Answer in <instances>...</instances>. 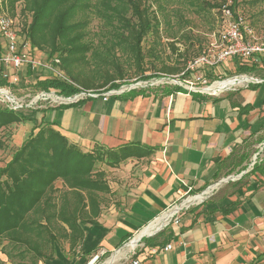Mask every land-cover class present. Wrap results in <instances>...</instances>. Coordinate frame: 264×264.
<instances>
[{
  "label": "crops",
  "instance_id": "obj_1",
  "mask_svg": "<svg viewBox=\"0 0 264 264\" xmlns=\"http://www.w3.org/2000/svg\"><path fill=\"white\" fill-rule=\"evenodd\" d=\"M25 72L17 71L18 83L20 75L33 86L49 78L45 72ZM258 73L261 80L264 75ZM176 87L181 91L163 93ZM119 94L64 108L40 104L30 114L34 121L24 123L31 130L43 118L82 152L129 145L142 153L116 167L98 166L109 193L102 196L95 224L105 233L92 252L103 248L108 255L126 235L131 238L180 205L179 225H168L153 240L156 246L140 241L133 259L139 264H251L264 253V100L256 105L258 88L238 86L212 95L176 85L145 88L133 99ZM207 189L203 200L181 205ZM164 238L170 239L160 245ZM168 244L169 251L152 253ZM75 253L80 264L90 256L82 248Z\"/></svg>",
  "mask_w": 264,
  "mask_h": 264
},
{
  "label": "trees",
  "instance_id": "obj_2",
  "mask_svg": "<svg viewBox=\"0 0 264 264\" xmlns=\"http://www.w3.org/2000/svg\"><path fill=\"white\" fill-rule=\"evenodd\" d=\"M19 1L22 12L31 16L27 28L22 30L24 39L36 52L45 54L46 59L58 58L59 68L61 66V71L76 85L47 78L36 81L34 86L44 92L54 90L65 98L81 91L105 93L120 90L125 84V73L118 62V52L142 74L138 82L152 79L151 75L144 76L141 44L147 36L158 34L161 22L158 15L166 24L169 23L166 4L177 3L197 11L205 8L220 10L226 5V0L221 3L218 0H0V12L11 9L13 16L15 4ZM238 3L239 0H230L225 7L235 16ZM153 5L155 11L152 10ZM92 16L101 24L98 31L100 40L96 43L83 41ZM45 47L49 50L47 53ZM89 61L94 63V72L90 76L74 72L78 64ZM258 61L256 59L251 65L241 64L237 68L239 74L257 73ZM261 62L264 61L261 59ZM25 69V73L31 76L32 72ZM182 72L183 67L178 65L163 67L158 73L174 77ZM1 86H9L2 77V67ZM259 86L260 83H254L248 88L256 90ZM143 89H130L118 97L133 99ZM180 89L176 87L163 93L170 95ZM70 105L73 103L59 107ZM38 111L36 108L12 110L0 105V131L12 125L33 122L30 114ZM53 125L42 118L13 151L10 159L0 166V242H6L0 253L10 264H47L58 256L65 258L63 242L68 244L69 252L81 249L85 240L83 225L97 224L102 196L109 193L105 172L98 166L116 167L126 159L142 154L138 153L137 146L129 145L116 149L98 147L92 153L82 152ZM58 181L62 183V189L55 188ZM166 227L154 238H142L141 241L145 245L156 246L158 243H153V240L161 237ZM129 236L126 235L124 240ZM169 239L164 238L160 245H165ZM122 244L120 242L116 247ZM95 252H87V255ZM263 259L264 253L259 254L251 264H259ZM0 264L6 262L0 259Z\"/></svg>",
  "mask_w": 264,
  "mask_h": 264
},
{
  "label": "rangeland",
  "instance_id": "obj_3",
  "mask_svg": "<svg viewBox=\"0 0 264 264\" xmlns=\"http://www.w3.org/2000/svg\"><path fill=\"white\" fill-rule=\"evenodd\" d=\"M221 1L222 0H218V3H221ZM229 4L230 0H226V5L221 7L220 10L205 8L202 11L193 10L177 3L166 4L167 13L169 14V23L166 24L160 15H158V18L161 21L158 34L147 36L141 44L144 54V76L151 75L153 78L149 81L138 82V79L142 74L136 69L133 63H129L126 57L118 52V62L122 65L125 73L123 81H125V84H127H124V86L121 87V90L128 91L134 88H156L178 85L171 80H176L177 82L181 83L180 86L185 87L183 81L191 80L195 82V76H199L201 72H204L203 78L204 81L207 82L208 86L214 85L216 82L229 80L230 78H239L240 76L247 77L249 80H246L242 82L241 85H236L235 87L254 84L258 79V72L261 71V76L264 75V69L262 68L264 67V62L260 63L261 59L264 61V0H239L238 6L234 10L235 16L231 14L228 18H226V20H228L235 17H240L242 20L241 28L244 41L248 42L250 46L254 48L261 49V51L253 52L251 57L248 59L235 57L224 67L217 66L212 68L203 65H193L195 60L201 57L209 48L213 51L217 50L216 47H214L215 45L213 46L212 43L218 42L217 37L223 28L225 20L223 16V10H227L225 6H228ZM21 5L22 3L20 1L15 4L13 16L11 15V9H9V11L3 9L0 14H5L14 19L16 18L19 28L24 30L31 21V16L30 14L22 12ZM152 10H156L154 5ZM100 27L101 24L98 19L93 16L90 17L89 23L85 29L86 35L83 41L96 43L98 40H100L98 37V31L100 30ZM45 50L46 53L49 51L47 47H45ZM36 53L38 56L40 55L39 57L42 58V60L46 59L45 54L42 52L37 50ZM88 55L89 54H87V56ZM256 59L259 60V71L256 74H239L240 72L237 70V68L241 64L251 65V63ZM178 65L183 67V72L176 76V78L158 73L163 67H175ZM60 68L62 69L61 66ZM109 70L112 71L113 68H109ZM79 71L82 72L84 76H90L94 72V63L89 61V63H82L80 65L78 64L75 67L74 72L77 73ZM182 74L184 75L182 76ZM23 77L24 76L20 75L21 81L18 83V85L1 86L0 88L8 90L23 103H27L37 94L39 90L35 86L28 84L29 82L27 81L30 80L26 76L25 78ZM67 77L69 78L68 75ZM121 83L123 84V82ZM197 87L201 86L197 85ZM216 90L221 89H213V91ZM263 100L264 83H261V85L258 87L256 105L261 104ZM50 104H53L50 98L41 102V106H47ZM0 105L6 106V104L3 103V98L1 97ZM34 108L37 109V107ZM30 126V124L12 125L9 128L0 131V166H2L10 158L11 153L13 152L12 150H14V148H16L23 141L26 135L29 134ZM54 186L57 189H62V183L60 181L56 182ZM186 204L187 203L184 205ZM179 206L180 205H177V207ZM162 216L163 214H160L158 218ZM84 227L86 228L87 235L82 244V252H92L98 247L105 231L97 225L84 224ZM164 227H162V229ZM162 229H160V231ZM139 230H137L138 233L136 232V235L134 234L131 238H128L117 249L108 250L111 253L103 257L99 263L104 264L106 261L110 260L114 251L124 248L126 244L132 239L136 238L143 229H141L140 232ZM149 237L151 236L143 238ZM5 244L6 242L1 241L0 248ZM111 245L114 247L115 242ZM61 246L63 254L66 257L61 258L58 256L54 260L48 261L47 264H80L77 263V259L74 257L70 258L76 253L68 251L69 246L66 242H63ZM126 249L127 248H124V251ZM124 251L120 250L119 254L123 253ZM0 259L6 262V264H10L2 253H0ZM116 260L117 259H115L112 264H119L120 262H123L124 259Z\"/></svg>",
  "mask_w": 264,
  "mask_h": 264
},
{
  "label": "built area",
  "instance_id": "obj_4",
  "mask_svg": "<svg viewBox=\"0 0 264 264\" xmlns=\"http://www.w3.org/2000/svg\"><path fill=\"white\" fill-rule=\"evenodd\" d=\"M223 16L225 18L223 28L219 32L217 40L218 42L212 43L214 47H216V51L212 49H208L201 57L195 60L193 65H203L206 67H217L226 66L233 58L241 57L244 59H248L251 57L253 52L261 51L259 48H254L250 46L248 42H245L242 36V20L240 17H235L233 19H228L231 13L229 10H223ZM59 60L54 57L52 59L41 60L36 56V50L32 49L28 40H25L22 34L21 28H19L16 18H11L5 14H0V65L2 66V77L10 84L16 85L18 84L17 71L22 68H27L31 72H45L47 73L49 78H55L60 81L66 82L76 87V85L64 74L63 71L59 68ZM203 73L201 72L199 76H195L194 81H183L184 86L190 91H196L201 93H207L215 95L219 92L226 91L235 87L236 85H241V83L236 84L233 87L226 88L224 90H216V91H205L207 87H211L213 85L208 86L207 82L204 81ZM240 76L239 78H241ZM173 78H176L175 76ZM172 79V78H171ZM238 77H235L233 80H237ZM175 84L181 85V83L176 80H171ZM257 82H261L262 80L257 79ZM223 82V81H222ZM221 82H216L219 84ZM200 85L201 87H197ZM215 85V84H214ZM124 92V90H111L105 93H98L97 91H86L75 94L71 97L65 98L59 96L56 91L49 90L48 92L40 91L27 103H23L20 99L16 98L11 92L6 89L0 88V97L3 98V103L6 104V107L17 110L22 108H34L38 107L42 101L50 98L53 102L52 105H60V104H70L77 102L83 98H98L101 97L103 100H106L110 96L117 95L119 93ZM210 192V189L205 190L203 193H200L196 196H201V200ZM194 196V197H196ZM189 199V198H188ZM186 201V200H185ZM175 206L173 209H175ZM183 207L178 208L171 218L164 224L174 226L179 225V215ZM172 209V210H173ZM171 210V211H172ZM170 211L164 213L167 214ZM163 214V215H164ZM162 226V227H164ZM161 227V229H162ZM153 234V233H152ZM151 234V236H153ZM136 238L129 241L124 248H127V254L123 260V262L119 264H139L138 259H133V256L136 253V250L139 248L140 241L137 240L133 247L129 246V244L135 240ZM124 248L118 249L114 251L112 257L119 255L120 250L124 251ZM171 245L168 244L162 248V250H153L152 253H156L158 251H169L171 249ZM107 252L105 249L100 248L95 253L91 254L86 262V264H100L99 261L105 257ZM122 254V253H121ZM111 257V258H112ZM109 261V260H108ZM106 261L104 264H112Z\"/></svg>",
  "mask_w": 264,
  "mask_h": 264
},
{
  "label": "bare ground",
  "instance_id": "obj_5",
  "mask_svg": "<svg viewBox=\"0 0 264 264\" xmlns=\"http://www.w3.org/2000/svg\"><path fill=\"white\" fill-rule=\"evenodd\" d=\"M246 80H249L247 77L242 76L241 78H238L237 80H233L232 78H230L229 80H225L219 84H215L211 87H207L205 89V91H212L215 88H219L221 90L226 89L227 87H231V86H235L238 83L244 82ZM201 200V196H196V197H191L188 200H186L183 204L185 203H189L192 201H200ZM181 204V205H183ZM180 207V206H179ZM177 207L176 209L170 211L167 214H164L162 217L156 219L153 223H151L148 227L144 228L139 235L136 237L135 240H133L129 246L133 247L135 245V243L137 242V240L141 237V236H150L152 233H154L155 231L159 230L162 226H164V224L168 221V219L174 214V212L179 208ZM119 255H116L114 257H112L108 263L114 262L115 259H117Z\"/></svg>",
  "mask_w": 264,
  "mask_h": 264
},
{
  "label": "water",
  "instance_id": "obj_6",
  "mask_svg": "<svg viewBox=\"0 0 264 264\" xmlns=\"http://www.w3.org/2000/svg\"><path fill=\"white\" fill-rule=\"evenodd\" d=\"M254 81H255V80H254ZM261 82H264V80H262ZM261 82H257V81H255V83H261ZM160 229H161V228H160ZM160 229L157 230V231H155L152 235H154V234H156L157 232H159ZM150 236H151V235H150ZM143 237H148V236H141V237L138 239V241H140Z\"/></svg>",
  "mask_w": 264,
  "mask_h": 264
}]
</instances>
